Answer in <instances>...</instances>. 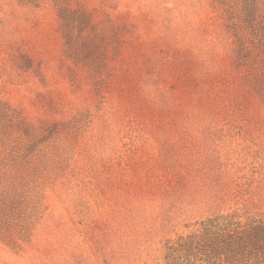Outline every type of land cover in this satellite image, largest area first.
I'll return each instance as SVG.
<instances>
[{"label":"rangeland","instance_id":"obj_1","mask_svg":"<svg viewBox=\"0 0 264 264\" xmlns=\"http://www.w3.org/2000/svg\"><path fill=\"white\" fill-rule=\"evenodd\" d=\"M233 212L264 219V0H0V264H168Z\"/></svg>","mask_w":264,"mask_h":264},{"label":"trees","instance_id":"obj_2","mask_svg":"<svg viewBox=\"0 0 264 264\" xmlns=\"http://www.w3.org/2000/svg\"><path fill=\"white\" fill-rule=\"evenodd\" d=\"M263 232L264 219L243 220L238 212L218 214L175 241L168 264H264V245H259Z\"/></svg>","mask_w":264,"mask_h":264}]
</instances>
